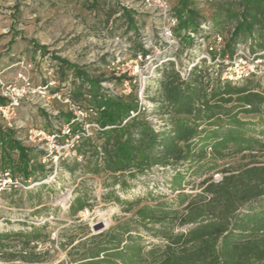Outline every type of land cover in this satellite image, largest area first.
I'll return each instance as SVG.
<instances>
[{"label": "trees", "instance_id": "16d2710c", "mask_svg": "<svg viewBox=\"0 0 264 264\" xmlns=\"http://www.w3.org/2000/svg\"><path fill=\"white\" fill-rule=\"evenodd\" d=\"M185 1L182 0L184 11L189 12ZM177 14L185 16L179 31L185 26L200 33L190 12L187 16L182 11ZM242 45L251 51L264 48V0H245L241 18L226 38L230 54ZM252 79L222 82L196 68L187 81H182L174 69L162 68L153 83L157 95L152 110L164 118L165 125L160 130L145 115L121 125L138 107L136 92L125 97L110 96L101 87V80L94 77L82 81L75 93H66L73 100L81 96L87 103H97V120L103 127L110 126L80 143L78 152L85 157V164L75 163L77 167L84 173L109 174L112 187L118 186L135 200H156L178 192L174 204L141 205L129 222H119L110 231L91 237L93 246L84 248L83 255L71 264H186L189 253L208 242L210 232L219 231L233 241L257 239L264 234V161L230 164L223 169L222 181L205 179L201 191L194 195L184 191L194 173L224 165L231 157L246 159L264 154V93ZM149 88L150 85L145 94ZM241 115L259 118L245 119ZM13 144L12 148L27 152L20 142ZM2 161L0 156V170H9L14 177L12 169ZM138 187L141 192L137 194L134 189ZM90 207L88 192L80 191L69 212L76 216ZM186 226L185 231H175ZM139 228L155 230V235L167 243L147 250ZM37 230L34 227L32 232L19 235L24 239L15 253H8L10 244L5 242L14 235L0 234V260L37 262L30 257L31 243L41 238ZM257 250L251 253L257 254L256 259H249L252 263L264 262V249Z\"/></svg>", "mask_w": 264, "mask_h": 264}, {"label": "rangeland", "instance_id": "374dc122", "mask_svg": "<svg viewBox=\"0 0 264 264\" xmlns=\"http://www.w3.org/2000/svg\"><path fill=\"white\" fill-rule=\"evenodd\" d=\"M96 1L3 0L0 3V15L7 13L12 20L7 27L9 32L19 35L21 47L27 48V53H22L20 57L25 56L35 65L34 81L37 84L56 81L51 95L37 98V102L26 100L22 104L19 109L21 128H9L0 120L1 125L11 130L3 135L5 142L0 140V156L4 160L2 162L12 169L17 181L16 185L0 190V234L14 235L5 241L10 244L8 253L21 249L24 239L19 236L21 233H30L37 227V234L41 237L30 245V257L37 262L0 260V264H71L83 255L84 248L93 246L91 237L110 231L119 222H129L141 205L159 202L174 204L178 192L161 195L156 200H135L118 186L112 187L113 179L109 174L84 173L81 167H77L75 163L85 164V157L81 161L74 158L58 163L43 161V152L36 151L24 140L31 125L50 130L54 125L62 126L76 113L79 115V111L85 113L91 107L97 112L98 104L85 102V97L78 96L75 98L77 102L70 98L72 106L53 98L54 91H60L63 95L75 93L82 81L94 77L108 83L103 86L105 92L123 88L124 77H117L107 66L112 57V37L117 34L129 37L133 44L131 55H134L142 48L139 30H151L154 22L132 0H98L94 4ZM171 3L175 13L182 11L187 16L190 12L196 24L210 22L227 38L241 18L245 0H186L189 12L184 11L182 0H171ZM185 29V26L180 27V32ZM182 41L185 47L192 43L187 35H183ZM16 70L14 66L10 72ZM79 72L87 76L82 78ZM252 83L260 85L264 93V78L252 79ZM132 89L133 94L136 86ZM147 95V101L154 102L157 94L153 83ZM90 113V119H97L98 114ZM241 117L258 120L259 115ZM157 118L164 120L162 116ZM13 141L20 142V147L27 152L16 146L12 148ZM258 155L257 158L246 159L231 157L225 160L224 165L194 173L186 181L184 191L191 195L199 193L203 180H212L213 173L223 172L230 164L236 166L256 159L264 161V154ZM70 167L75 168L70 170ZM80 191L88 192L91 207L72 216L69 208ZM185 229L187 226L177 227L175 231ZM139 232L148 246L147 250L152 245L163 247L167 243L162 236L155 235V230L147 232L139 228ZM207 238L208 242L189 253L186 264H264L250 262L257 255L252 252L264 249V234L257 239L233 241L227 240L221 232L213 231ZM81 242L83 244L79 245Z\"/></svg>", "mask_w": 264, "mask_h": 264}, {"label": "built area", "instance_id": "2783aa9c", "mask_svg": "<svg viewBox=\"0 0 264 264\" xmlns=\"http://www.w3.org/2000/svg\"><path fill=\"white\" fill-rule=\"evenodd\" d=\"M132 1L150 15L154 25L151 30H139L142 48L134 55H131L133 44L129 37L122 34L112 37V57L107 66L117 77H124V82L121 90L106 91L109 94L112 92L111 96L114 97H125L132 94L135 85L138 102L137 109L131 110L121 125L138 115H145L156 130L162 129L165 121L159 120L158 115L152 113L155 103L147 101L145 90L160 77V70L167 66L174 69L182 81H187L196 68L222 82L264 78V48L251 51L249 47L242 45L235 53L230 54L225 47L226 35L210 22L198 25L200 33L192 29L178 31L185 17L174 12L171 0ZM183 35L191 39L190 46L183 45ZM14 66L17 70L13 79L0 77V120L9 128L19 129L23 126L19 123V109L22 104L26 100L37 102V98L51 95L56 81L37 84L33 78L35 65L25 56L19 57ZM100 84L103 88L108 83ZM52 97L74 106L72 100L60 91H54ZM90 112L98 114L90 107L85 113L79 111V115L76 113L62 126L54 125L50 130L31 125L24 140L36 151L43 152V161L58 163L72 158L81 161L84 156L78 152L80 143L94 138L97 133L110 127H103L97 119H90ZM223 178L224 174L217 171L213 173L212 181L220 182ZM16 182L9 170H0V190L10 188ZM134 191L140 193V187Z\"/></svg>", "mask_w": 264, "mask_h": 264}, {"label": "crops", "instance_id": "0c3cea01", "mask_svg": "<svg viewBox=\"0 0 264 264\" xmlns=\"http://www.w3.org/2000/svg\"><path fill=\"white\" fill-rule=\"evenodd\" d=\"M3 0H0V3ZM5 14V15H4ZM2 19H0V77H3L7 80H11L15 77L16 72H10L17 59L21 56V54L27 53V48L21 47L22 44L19 40L20 36L17 34H13L9 32V25L12 20L4 13L0 15ZM31 48V47H30ZM22 113H20L21 116ZM23 116V114H22ZM9 131L6 126L0 124V140L2 142L3 133Z\"/></svg>", "mask_w": 264, "mask_h": 264}]
</instances>
